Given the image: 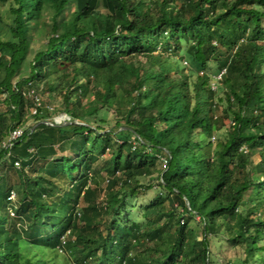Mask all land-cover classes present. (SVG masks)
<instances>
[{
	"label": "trees",
	"instance_id": "1",
	"mask_svg": "<svg viewBox=\"0 0 264 264\" xmlns=\"http://www.w3.org/2000/svg\"><path fill=\"white\" fill-rule=\"evenodd\" d=\"M0 1L9 20L0 14V48L9 52L0 95L11 122L27 107L34 118L12 149L1 146L0 180L12 171L0 183V264H57L44 258L46 246L72 264H218L226 244L243 253L226 264H264V0ZM46 15V42L29 56ZM160 40L175 56H159L156 68ZM42 84L61 96L70 124L45 123L56 111ZM0 118L2 144L17 125L7 132ZM38 137L46 143L21 145ZM58 149L85 154L87 165L54 159ZM149 150L166 159L157 172L165 195L144 208V223H123L125 197L154 164ZM105 152L106 171L124 170L103 181L102 204L91 162ZM62 206L73 213L57 235L48 226ZM195 218L199 239L188 225ZM189 239L197 256L179 261Z\"/></svg>",
	"mask_w": 264,
	"mask_h": 264
},
{
	"label": "rangeland",
	"instance_id": "2",
	"mask_svg": "<svg viewBox=\"0 0 264 264\" xmlns=\"http://www.w3.org/2000/svg\"><path fill=\"white\" fill-rule=\"evenodd\" d=\"M187 3L189 4L190 0H186ZM224 0H220V2H222ZM228 1V0H227ZM101 6V4H99V7ZM6 7L7 5L5 3H3L2 1H0V14L3 15L4 20L6 21L5 23H8L9 20L7 18V11H6ZM217 7L219 8L220 6L217 5ZM45 20L43 21V26L41 25L35 32L34 38H33V42H32V46L30 48V54L29 56H31V54L34 52V49L37 46L43 45L46 42V36L45 33L47 31H49L50 29V20L48 19V15L45 16L44 18ZM45 22V24H44ZM4 31H3V27L0 26V35L3 36ZM155 44H158L157 47L153 50V53L155 56L158 57V59L155 61L156 63V68L157 65L159 64V61L161 59H165L168 56H175L174 52H171L170 49L165 48L167 43L163 42L162 40L160 41H156ZM183 45H186V42L182 43ZM232 50V44L229 42H225L223 47H222V52L227 51L228 53L231 52ZM159 56L161 57V59L159 60ZM9 57V52L6 51L5 49L0 48V62H5V60ZM173 63H176V61L174 60ZM53 64H58V60L55 59L53 61ZM229 64L228 62H223V66L227 67ZM233 65V64H231ZM227 69V68H225ZM22 70H24L23 65H22ZM225 71V70H224ZM2 75V69L0 68V76ZM174 79L176 78V76L173 77ZM16 77L13 79L15 82ZM119 82V81H118ZM213 88H215V83L213 82ZM39 91H42L44 94H42L44 101H46L47 106H51L53 109H55L54 111H56L55 114L50 115V118H46L47 122H51V121H59L60 117L62 116H67L66 114H64L63 112H61L64 109V103L62 102V98L61 96H54V93L52 91H50V89H47V87L45 86V84H42V87L39 88ZM11 116V112L9 111V104L6 101V93L4 92L2 95H0V117H2V119H4V123L8 126V128L6 129V131L8 132L13 126H20L23 128H27L30 125H32V123L34 122V118L31 116V110L29 109V107H27V109L25 110V112L23 113V115L21 116V120L19 122V120H16L14 122H11V119L9 118ZM1 119V118H0ZM132 120V118H131ZM112 124H103L101 127L103 130H108L110 129V127L112 125H114V122H111ZM99 123H93L92 126L94 127H98ZM101 130V131H103ZM103 133V132H100ZM41 137H38L36 139H31V138H27L24 141V144H21L22 146H27L30 143L38 146L41 143H46L45 140L43 138V140H39ZM1 141V140H0ZM1 143V142H0ZM32 148V147H31ZM12 149V148H11ZM0 152H1V144H0ZM149 154H151V156H153L155 158L154 160V164L153 165H146L145 166V174L143 176L142 179H140V188H137L136 190L138 191V194H128L125 197V207L123 208L124 212H122V215L118 218V220L123 221V223H127L130 222L131 220H136V222H139L140 224L144 223L146 221V219L143 217L142 212L144 210V208L149 204V202L153 199L156 198V195L158 193H161L165 195V190H161V188H158V171L159 170H163L164 167L166 166V159L164 157V155L162 153H159L156 150H149L148 151ZM66 155L70 158V160L72 161L73 164H75L78 167H84L87 165V160L85 157V154H81V156H76V154L74 152H66V151H61L60 149H58L56 155L54 156V159L60 158L61 156ZM110 158V152H105V153H96V157L95 159L91 162L92 164V171L91 173H97V175L99 176V183H98V189H101L100 191H97V203H102L101 202V198L105 197V184L103 183V181H105V179H107L108 177H112L113 175L115 176H119L121 175L122 171L124 170L123 166H120L118 170H115L114 173L112 174V172H108L106 171L103 166L107 164L106 161H108V159ZM7 166V165H6ZM19 169V168H18ZM17 170V169H16ZM2 171V176L3 178L0 180V183L2 185V188L5 187V183H6V179L4 178L5 176V172H9L12 171L11 169H4L1 170ZM111 174V175H110ZM257 175H260V172H257ZM37 178V177H36ZM39 179V178H38ZM106 182V181H105ZM152 185V187H148L149 185ZM53 187V191L57 192V187L52 186ZM95 188V187H94ZM16 189L15 188L11 193L9 198L11 200H15L17 199V193H16ZM104 190V192H103ZM145 191V192H144ZM181 211L178 210L177 211V215L180 213ZM73 213V210H70L69 207L67 206H62L58 209V220L54 223L51 224L50 226H48V228L51 231H54L57 233V235H61L62 234V229L68 227L69 224V218H71V215ZM90 217V214H88L87 216H83L81 215L80 218L82 220H87ZM171 221V220H170ZM189 227L191 229H193L196 234H197V238L199 239L200 237V232L202 230V226L201 223L199 221L198 218L192 219L189 222ZM46 229V228H44ZM74 234V233H73ZM45 235V234H44ZM5 237H7V231L5 230L3 224L0 223V238L4 239ZM0 239V240H1ZM191 245L192 242L190 241V239L188 240V242L186 244L183 245L181 254L178 257L179 261H189V260H193L196 258V253L190 251L191 249ZM140 248H143V242H141V244H139ZM43 256L44 258H51L53 260L56 261L57 264H72L71 259H69V257L67 256V253L62 252L60 249L57 250H50V248L48 246L44 247L42 250ZM218 254H220V257L218 258V264H226L230 259H234L235 257H238L239 255L242 256V252L241 250L238 248H234L231 245L226 244L224 248H222V250L218 251ZM117 257H119V253L117 254ZM263 257V255H262ZM262 260V259H261ZM262 263V261H260ZM120 263V260H117L116 264Z\"/></svg>",
	"mask_w": 264,
	"mask_h": 264
},
{
	"label": "built area",
	"instance_id": "3",
	"mask_svg": "<svg viewBox=\"0 0 264 264\" xmlns=\"http://www.w3.org/2000/svg\"><path fill=\"white\" fill-rule=\"evenodd\" d=\"M33 113H34V114L37 113V109L34 110ZM69 120H70V117H69V116H62V117H60V120H59L58 122H59V123H66V122H68ZM23 134H24V129H23L22 127L17 126V127H15V128H13V129L10 131V133H9V135H8V137H7V139H6L5 141L2 142L1 146H2L3 148H5V149H11V148H13L15 142H17L18 140H20V139L22 138ZM29 151H30V152H33L34 150H33V149H29ZM15 166H16L17 168H19V167H20V161H16V162H15ZM74 264H76V263H74Z\"/></svg>",
	"mask_w": 264,
	"mask_h": 264
},
{
	"label": "water",
	"instance_id": "4",
	"mask_svg": "<svg viewBox=\"0 0 264 264\" xmlns=\"http://www.w3.org/2000/svg\"><path fill=\"white\" fill-rule=\"evenodd\" d=\"M45 123H47V124H49V125H53V126H61V125H64V124H70L71 122H66V123H64V124H61V123H59L58 121H55V122H53V123H50V122H45Z\"/></svg>",
	"mask_w": 264,
	"mask_h": 264
}]
</instances>
